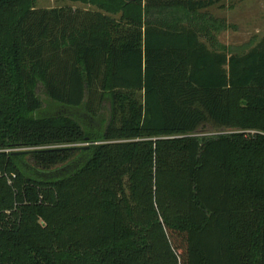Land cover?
<instances>
[{
    "label": "trees",
    "instance_id": "trees-1",
    "mask_svg": "<svg viewBox=\"0 0 264 264\" xmlns=\"http://www.w3.org/2000/svg\"><path fill=\"white\" fill-rule=\"evenodd\" d=\"M34 1L0 0V264H264V35L207 46L218 0Z\"/></svg>",
    "mask_w": 264,
    "mask_h": 264
},
{
    "label": "rangeland",
    "instance_id": "rangeland-1",
    "mask_svg": "<svg viewBox=\"0 0 264 264\" xmlns=\"http://www.w3.org/2000/svg\"><path fill=\"white\" fill-rule=\"evenodd\" d=\"M35 8L70 7L96 11L95 7L68 0H35ZM212 17L210 38L201 36V40L211 46L226 48L233 53L242 54L254 47L264 35V0H218L215 5L204 10ZM118 18V16H117ZM40 95V94H39ZM98 97L93 99L96 112ZM45 113L54 112L45 102ZM89 144L81 146L87 147ZM25 149H16L23 152Z\"/></svg>",
    "mask_w": 264,
    "mask_h": 264
},
{
    "label": "water",
    "instance_id": "water-1",
    "mask_svg": "<svg viewBox=\"0 0 264 264\" xmlns=\"http://www.w3.org/2000/svg\"><path fill=\"white\" fill-rule=\"evenodd\" d=\"M124 1L129 2V3H133V2H135L136 0H124ZM19 153H20V152H19ZM21 153H23V152H21Z\"/></svg>",
    "mask_w": 264,
    "mask_h": 264
}]
</instances>
